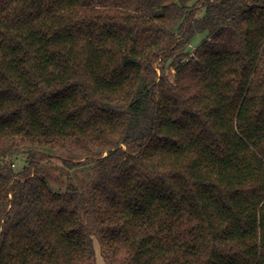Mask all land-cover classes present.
Segmentation results:
<instances>
[{
  "label": "trees",
  "instance_id": "trees-1",
  "mask_svg": "<svg viewBox=\"0 0 264 264\" xmlns=\"http://www.w3.org/2000/svg\"><path fill=\"white\" fill-rule=\"evenodd\" d=\"M0 264H264V0H0Z\"/></svg>",
  "mask_w": 264,
  "mask_h": 264
},
{
  "label": "rangeland",
  "instance_id": "rangeland-1",
  "mask_svg": "<svg viewBox=\"0 0 264 264\" xmlns=\"http://www.w3.org/2000/svg\"><path fill=\"white\" fill-rule=\"evenodd\" d=\"M205 36V34H198L194 37L191 43L192 52L200 45ZM25 166V161H18L15 169L20 171ZM43 172L48 176L50 185L54 190H64L68 183H73L80 189H85L92 176L91 165L82 166L79 169L69 172L68 169H66L64 165L57 160L50 164H45L43 166ZM100 257L101 256L99 254V259Z\"/></svg>",
  "mask_w": 264,
  "mask_h": 264
}]
</instances>
